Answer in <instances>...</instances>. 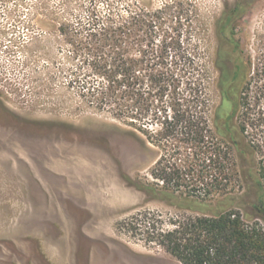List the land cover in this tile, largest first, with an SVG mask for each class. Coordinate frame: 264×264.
Returning a JSON list of instances; mask_svg holds the SVG:
<instances>
[{"label":"rangeland","instance_id":"obj_1","mask_svg":"<svg viewBox=\"0 0 264 264\" xmlns=\"http://www.w3.org/2000/svg\"><path fill=\"white\" fill-rule=\"evenodd\" d=\"M84 1L0 0V264H183L158 242L179 221L230 212L249 231L264 230L253 207L259 156L240 130L238 107L264 82V0H125L149 9L170 2V66L177 54L189 60L177 97L188 105L191 80L198 98L210 99L217 138L209 145L228 132L231 192L212 199L158 186L151 169L160 147L70 87V47L57 27L66 6L74 12ZM175 97L171 86L170 106ZM177 129L185 139L188 129ZM129 224H139L137 233Z\"/></svg>","mask_w":264,"mask_h":264},{"label":"trees","instance_id":"obj_2","mask_svg":"<svg viewBox=\"0 0 264 264\" xmlns=\"http://www.w3.org/2000/svg\"><path fill=\"white\" fill-rule=\"evenodd\" d=\"M66 7L68 11L57 32L70 47V87L86 104L112 110L124 122L138 126L149 141L160 147V158L151 169L158 186L169 190L184 187V194L203 199L230 194L225 180L232 178L231 167L223 160L229 155L225 150L229 135L225 128L222 138L209 145V139L217 137L209 130L207 93L200 100V87H192L188 80L187 88L190 85L192 90L188 105L180 103L183 99L177 97L189 60L183 62L181 54H177L173 61L176 68L170 66V47L175 43L170 42V2L156 9L125 0H85L74 12ZM179 46L175 45L184 51L181 43ZM65 71L63 67L62 72ZM171 86L176 97L170 106ZM258 96L251 100L246 93L238 107L240 130L246 140L250 137L248 147L259 156L257 176L253 178L259 196L253 207L257 216L264 218V82ZM237 112L238 109L234 114ZM152 125L159 128L153 129ZM181 126L188 129L182 133L187 136L185 139L176 137ZM176 140L180 143L173 142ZM222 151L224 156L220 160L217 155ZM194 155L195 163L190 159ZM200 160L209 162L197 168ZM211 162L214 173L208 168ZM138 225L129 224L128 229L137 233ZM158 234V242L183 264H264V230L249 231L241 216L230 212L191 217ZM152 240L146 238L147 243Z\"/></svg>","mask_w":264,"mask_h":264}]
</instances>
